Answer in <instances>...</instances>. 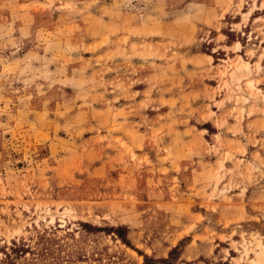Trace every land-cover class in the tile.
<instances>
[{"label":"rangeland","instance_id":"374dc122","mask_svg":"<svg viewBox=\"0 0 264 264\" xmlns=\"http://www.w3.org/2000/svg\"><path fill=\"white\" fill-rule=\"evenodd\" d=\"M162 260L264 264V0H0V264Z\"/></svg>","mask_w":264,"mask_h":264},{"label":"crops","instance_id":"0c3cea01","mask_svg":"<svg viewBox=\"0 0 264 264\" xmlns=\"http://www.w3.org/2000/svg\"><path fill=\"white\" fill-rule=\"evenodd\" d=\"M250 17H251V15H250ZM196 90H197L198 92L202 93V92L205 90V88H204L202 85H197V86H196ZM192 91H194V87H193V88L186 87V88L184 89V92H185V93H189V92H192ZM213 99L215 100V97H214ZM202 101H203V100H202ZM195 102H196V104H195L196 107H199V106L202 105L201 100H196ZM212 106H213V105H211L210 108H212Z\"/></svg>","mask_w":264,"mask_h":264},{"label":"trees","instance_id":"16d2710c","mask_svg":"<svg viewBox=\"0 0 264 264\" xmlns=\"http://www.w3.org/2000/svg\"><path fill=\"white\" fill-rule=\"evenodd\" d=\"M13 245H12V249H14V250H19L20 249V251H22L23 250V247H22V243L19 245V243L18 244H15V243H12ZM162 264H166V261L165 260H162Z\"/></svg>","mask_w":264,"mask_h":264}]
</instances>
